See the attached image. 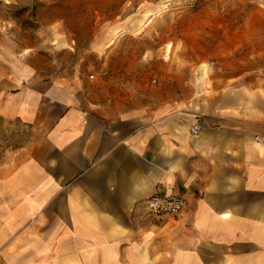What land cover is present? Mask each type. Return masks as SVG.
Listing matches in <instances>:
<instances>
[{
    "label": "crops",
    "instance_id": "crops-1",
    "mask_svg": "<svg viewBox=\"0 0 264 264\" xmlns=\"http://www.w3.org/2000/svg\"><path fill=\"white\" fill-rule=\"evenodd\" d=\"M8 54L0 119L28 137L0 157V264H264V83L126 105Z\"/></svg>",
    "mask_w": 264,
    "mask_h": 264
},
{
    "label": "rangeland",
    "instance_id": "rangeland-1",
    "mask_svg": "<svg viewBox=\"0 0 264 264\" xmlns=\"http://www.w3.org/2000/svg\"><path fill=\"white\" fill-rule=\"evenodd\" d=\"M1 51L84 79L101 100L207 105L264 83V0H0ZM27 137L0 119V157Z\"/></svg>",
    "mask_w": 264,
    "mask_h": 264
},
{
    "label": "built area",
    "instance_id": "built-area-1",
    "mask_svg": "<svg viewBox=\"0 0 264 264\" xmlns=\"http://www.w3.org/2000/svg\"><path fill=\"white\" fill-rule=\"evenodd\" d=\"M197 127H194L195 131ZM185 200L182 195L153 194L146 199L145 213L153 218L175 216L182 211Z\"/></svg>",
    "mask_w": 264,
    "mask_h": 264
}]
</instances>
